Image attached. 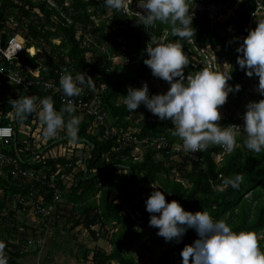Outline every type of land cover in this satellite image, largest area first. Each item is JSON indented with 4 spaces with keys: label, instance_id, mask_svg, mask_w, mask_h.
Returning a JSON list of instances; mask_svg holds the SVG:
<instances>
[{
    "label": "trees",
    "instance_id": "obj_1",
    "mask_svg": "<svg viewBox=\"0 0 264 264\" xmlns=\"http://www.w3.org/2000/svg\"><path fill=\"white\" fill-rule=\"evenodd\" d=\"M228 1L189 0L191 7L195 5L204 7L202 10L195 11L193 24L196 31L190 39H181L171 35L170 26L167 24L157 22L151 28L157 36L167 32V42L179 41L182 44L185 55L190 61V64L185 67V72L194 69V65H196V70L203 69L205 55L214 61V64L216 60H224L229 67L228 72L231 71L232 74L229 83L242 85L238 93H230L235 98L237 97L232 102V105L237 106L239 105L238 96L249 94L247 89L250 79L253 81V79L259 80V78L255 75L249 77L245 70L239 68L236 61L240 54L236 49L242 38L248 34V30L256 26L257 22L254 20L256 10L258 4L264 5V0H234L237 3L235 10L237 16L231 18L230 21L235 30L233 34L222 33L212 24V19L209 17V5ZM57 2L61 5L68 2L69 4L64 5L65 12L73 19L74 23L81 22L85 28L87 23L92 22L88 8L97 9L99 6L101 15L107 12L105 3L96 0H57ZM45 6L44 3L34 4L32 0H0V27L10 16H15L17 10L19 14L26 16L37 7L45 12L49 24L36 25L39 26V30L36 26H28L29 34L32 36V40L27 43L28 46L35 43L38 46L54 47L51 54L42 62L41 76L45 79H57L50 68L57 62H65L64 57L60 55L65 52L77 72L84 71L107 85V89L102 94V107L107 116V123L111 120V125L123 127L124 130L130 127L138 132L139 137L164 135L169 143L167 150L171 149V146L176 142L182 144L181 138L172 135L174 125L170 120L154 121L149 119L152 113L144 104L139 106L140 110L137 108L130 111L125 104L120 103L124 100L129 85L142 86L141 82L145 77H152L151 69L144 63L133 69L131 63L122 67L119 64H112L107 59L108 55L119 47L118 39L125 41L129 47L128 43L133 36V20L118 29L113 28L114 23L123 24L125 16L114 15L110 19L108 29H106L105 20H101L100 24L93 25L92 29L96 44L81 46L75 38L74 25L51 22L49 19L55 9H47ZM50 38H61V42L58 46L53 45ZM97 47H104V52L102 57L95 62L91 58H87L86 54L93 52ZM135 47L132 53L126 52L127 58H136L139 44ZM30 63L34 66L39 64L35 58H30ZM167 87H169L168 83ZM5 88L16 89L14 86L0 84V93ZM35 90L29 94L27 90L20 89L17 97L0 100V125H10L16 132L15 140L7 144H0V151L13 156L18 154L22 160L27 161L23 165L28 169L38 170L44 167V172L49 173L57 170V165L63 167L58 174L57 185L62 198L65 197L67 203L71 205L69 215L73 217V223L69 230L82 225L90 233L93 241L103 237L111 245L108 252L100 247L89 249L82 246L84 260H87L88 255L92 253L93 264H110L113 261L116 264H137L130 248L135 242L146 239L149 233L152 236H158L157 243L162 250L160 264H182L180 254L182 248L186 244L194 242L198 238V234L194 229L189 228L179 243L166 242L163 237L157 235V229L149 225L151 214L146 210L145 205L146 198L153 191L150 188L153 184H158L165 191L166 200L176 199L186 210L193 212L206 210L214 218L224 219L233 230L244 229L254 232L257 235L259 246L264 249V151L256 153L247 149L241 138H238V142L241 144L231 151L220 145H211L205 151H197L194 154L195 157L193 153H187L190 159L189 161L182 160L181 165L183 166L179 169L180 175L171 177L172 173H175L176 167L173 165L175 158L180 159L178 156L186 158L182 151L167 153V150L152 149L147 146L141 158L135 159L131 153V150L133 151L131 147L119 149L114 140L99 138L100 132L97 135L88 133L92 119L87 115L82 116L75 112L74 114L81 118L77 142H88L93 145L89 155L81 158L83 168L77 164L80 157L76 155L72 159L63 156L54 158L48 156L44 160L31 164L28 161L34 155H44L53 146L59 144L57 138H50L48 147L41 145L36 149L33 145L34 138L20 131L22 127L29 126L28 133L31 134L41 121L36 114L29 115L23 121H17L10 100L18 98L20 95H36L41 98L46 96L37 88ZM249 95L253 100L261 98L259 93ZM53 100L55 108L60 110L63 105L54 97ZM232 105L230 101H227L221 107L228 110ZM226 115L221 116L219 124L228 125L235 122L231 114ZM65 116L67 118L68 114L66 113ZM63 132L66 133L64 130ZM67 140L66 136L61 141L66 142ZM158 155H162L161 158ZM218 155L220 158L222 157L219 161L216 160ZM69 163L70 166H68ZM187 165L190 166L189 169H186ZM3 171L4 169L0 168V224L2 223V212L6 210L11 219H9L11 225L4 222L5 234L0 237H3L1 240L6 243L5 251L8 252V256L14 262L20 263L19 257L27 253L24 244L29 245L30 239L29 235L27 240L25 239L24 228L21 230L15 225V209H10V207L13 206L15 195L21 194L24 197L31 192L42 193L41 184L14 180L9 175L3 174ZM236 174L244 177L240 187L238 189L231 186L225 188L222 178ZM66 175L72 176V184L69 187L64 185L67 183L63 184ZM136 184L139 185L136 186ZM44 198L45 201L51 200V192H46ZM16 207L22 208L19 204ZM61 207L58 204L57 209L61 210ZM58 210L55 219L65 217ZM58 215L60 216L57 217ZM96 225H99L98 231L94 229ZM109 227L115 230L110 233ZM97 232L99 236H96ZM31 236H34V233ZM15 238H20L18 243ZM175 245L176 250L173 249ZM174 251L177 252L176 256Z\"/></svg>",
    "mask_w": 264,
    "mask_h": 264
},
{
    "label": "clouds",
    "instance_id": "obj_2",
    "mask_svg": "<svg viewBox=\"0 0 264 264\" xmlns=\"http://www.w3.org/2000/svg\"><path fill=\"white\" fill-rule=\"evenodd\" d=\"M104 3L107 8L123 10L128 0H104ZM136 5L140 11L135 22L145 29L159 22L169 25L173 36L181 39L194 36L195 12L189 0H136ZM144 51L148 54L144 64L154 76L167 81L169 87L166 92L150 94L147 82L142 86L129 85L124 95L128 110L134 111L144 104L160 120H170L174 125L172 135L181 138L186 153L205 151L211 145L231 151L241 128L246 133L244 146L256 153L264 151V19L257 20L256 26L248 30L236 49L240 54L236 61L239 68L249 77L259 78L256 90L261 96L247 102L242 126L218 123L220 106L227 102L230 93H238L242 88L240 83H229L231 71H213L205 67L185 77V67L190 61L179 41L164 42L151 36ZM59 85L68 98L80 96L85 89H96L91 75L84 71L73 75L67 69L62 73ZM10 103L17 121L36 114L44 125L45 137L55 138L64 130L73 142L79 140L81 118L74 114L76 105L71 99L60 110L55 108L51 96L20 95ZM243 180L242 175L236 174L223 177L222 183L225 188L238 189ZM153 189L145 205L151 214L149 225L157 229V235L166 242L179 243L189 228L198 234L194 242L182 248V264H264V249L259 246L254 232L233 230L224 219L214 218L206 210H186L178 200H166L165 191L157 185L153 184ZM5 249L6 243L0 240V264H9Z\"/></svg>",
    "mask_w": 264,
    "mask_h": 264
},
{
    "label": "built area",
    "instance_id": "obj_3",
    "mask_svg": "<svg viewBox=\"0 0 264 264\" xmlns=\"http://www.w3.org/2000/svg\"><path fill=\"white\" fill-rule=\"evenodd\" d=\"M34 4H41L44 3L47 9L53 8L55 11L50 16V21L57 24L62 23L74 25V28L76 29L75 38L80 43L81 46H87L88 44L95 43V37L92 34L93 25L98 26L101 22V20H105L106 22V29H108V26L110 24V19L112 17L117 16H125L124 23H114L113 28H123V26L128 23L129 21L133 20L134 23L133 27V36L131 37V40L129 41V47H127L125 41H120V45L117 48L118 52H121L122 57L119 55H115V50L113 53H110L107 57L108 61H111V63H115L114 61H118L122 67L124 65H127L131 63L132 68L136 69L141 63H144V58L148 55L144 49L147 45V43L150 41L151 36H155L160 40H163L164 42H167L168 40V33L164 32L161 36H157V34L152 30L151 27L144 28L143 25H139L135 22V17L138 15V11L140 9L137 8L136 0H128L127 6L123 10H115L107 8V12L104 15L100 14L99 6L96 8L90 7L88 8V12L91 13L90 21L87 23L86 28L83 23L81 22H75L73 19L69 17V15L64 10V5L69 4L68 2H64L63 5L59 4L57 0H32ZM99 2H104V0H96ZM28 5L26 8L28 9ZM264 10V5L258 4L257 10ZM33 12L29 15L19 14L18 10L15 13V16H10L8 20L0 27V84L5 86H14L16 89H10L14 92L11 94L12 97H17L19 95V90L24 89L27 90L29 94L37 90L44 92L46 96L54 97L57 101H59L63 106L67 102L68 99H71L75 105H76V112L79 113L82 116H89L92 119V125L88 129V133L92 135H97L99 133V138L101 139H112L114 140L116 146L118 148H125V147H131L133 151L131 150L132 155L135 159L141 158V155L143 154L145 148L147 146H150L152 149H164L167 150L169 148V143L167 138L164 135L160 136H146V137H139L138 132H136L132 128H128L126 130L123 129V127H116L114 125H111L107 123V116L106 113L103 111L102 107V94L107 89V85L105 83H102L98 79H95L93 77V80L96 85L95 91H92L90 89H85L83 93L80 96L75 97H65L62 89L59 85V80L64 72L65 69L70 71L73 75L78 73L75 70V67L72 63H70V60L68 56L64 53H60L62 57H64L65 62L64 63H58L53 64L50 68V70L53 71V73L57 76V79H45L41 76V72L43 69L42 62L45 60L47 56H49L52 52V48L49 45H43L38 46L35 43L34 45L28 46V42L32 40V36L29 34L28 26L32 25L35 27L39 24H47V17L44 11H41L38 7L32 10ZM257 13V12H256ZM101 15V16H100ZM49 24V23H48ZM49 26V25H48ZM39 30V26H36ZM53 45L58 46L61 42V38H50ZM139 44L138 53L136 58H127L126 52H131L135 50V46ZM111 46V44H109ZM34 49V53L31 52V49ZM98 48V47H97ZM104 50V47L102 48ZM56 55V54H54ZM87 58L90 57V52H87ZM30 58H35L37 62H39L38 66H34L32 63H30ZM213 61L205 55V61L204 66L210 67V64ZM117 64V63H115ZM204 67V68H205ZM218 69V68H217ZM213 70V69H210ZM199 70H196V72ZM195 72L191 73L194 74ZM188 75V74H187ZM186 75V77H187ZM158 84L159 82H163L167 85V81L158 78L152 74L151 77V83ZM257 86V85H254ZM4 90V89H3ZM5 90H9L5 88ZM167 91V90H166ZM11 92V91H10ZM124 101V100H123ZM122 101H120L121 103ZM138 110H140V107H138ZM11 114V113H9ZM151 117L149 119L154 121H161L157 116L151 114ZM42 124V123H41ZM236 125H243L241 122L232 123ZM40 123H38L34 129V131L30 134L28 133L30 130L29 126L22 127L20 129L21 132L27 134L28 136H31V138H34V148L38 149L41 145L49 146L48 141L46 144L40 143L36 136H34V132L39 127ZM100 127L102 130L100 131ZM10 130V131H9ZM243 131V128H241L238 132ZM16 132L14 127L10 125H0V144H7L10 141L15 140ZM66 133L61 130L58 133V136L54 139H60L63 140L66 138ZM179 140V139H178ZM62 147H64L65 151L68 152L70 155L69 159H72V157L75 155L76 149L84 150V152L79 155L80 159L77 162V164L81 165V168H83L82 164V157L89 155V152L91 149H93V145L88 142H73L69 137L66 142L59 141V144ZM116 148V147H113ZM51 151V150H50ZM49 151V152H50ZM182 151L185 156H187V153L183 150V145L179 142L174 143L171 146V149L167 150L166 152H179ZM49 152L44 153V155H34L31 160L28 162L33 164L37 161L44 160L48 158V156L52 157ZM194 155V154H193ZM162 156V155H161ZM196 155H194L195 157ZM60 157V156H59ZM65 157V155H64ZM54 158V157H52ZM67 158V156H66ZM222 157L220 158V160ZM27 161L22 160L18 154L15 156L9 155L5 152L0 151V168L4 169L3 174L6 176H10L12 179L17 181H26V182H36L41 184V192H31L28 196H22L21 194L14 196V202L13 205L14 208H16V212L18 209L27 210L31 213L32 216L37 218L38 220L47 221L51 220L52 218H55L58 204L62 200L61 191L58 188L57 180H58V174L63 169V167L57 165V170L53 172H44V167L38 170L34 169H28L23 164H26ZM71 164L69 163L68 166ZM71 179V175L64 176L63 184L66 185V187H69L72 183H68L65 179ZM43 189V190H42ZM51 192L52 199L49 201H45L44 194ZM22 206V208H17L16 205ZM13 208V206L10 207V209ZM60 214L62 213L61 210H58ZM8 217V212L6 210H3L2 212V222L7 223V225H11ZM11 220V219H10ZM97 227L95 230L98 231L99 225H96ZM94 227V228H95ZM23 230V228H21ZM96 236H99V233H96ZM29 243H33L32 239L29 238ZM38 244H42L43 242L38 239ZM7 256L8 252L5 251ZM9 257V256H8ZM9 264H20L17 262H14L9 257Z\"/></svg>",
    "mask_w": 264,
    "mask_h": 264
},
{
    "label": "rangeland",
    "instance_id": "obj_4",
    "mask_svg": "<svg viewBox=\"0 0 264 264\" xmlns=\"http://www.w3.org/2000/svg\"><path fill=\"white\" fill-rule=\"evenodd\" d=\"M203 8H204L203 5H195L193 7V10L195 12L196 10H202ZM208 8H209V17L212 19V24L214 26H216L222 33L228 32L230 34H233L235 30L232 28V23L230 21H231V18H234L237 16V14L235 12V10L237 8V3L234 0H229L226 3L211 4L208 6ZM256 12L258 14H256L254 17L255 22H257V20H259V19H264V10L259 9ZM103 52H104V50L102 48H96L93 52H90V54H92V55H90L89 58H91L92 61L96 62L98 59H100L102 57ZM115 55H119L122 57V54H121V52H118V49L115 50ZM114 62L117 64L119 63L117 60ZM224 63H225L224 60H220V61L216 60V63H215L216 64V71H221V72L228 71L229 67L226 63L225 64ZM191 73H192L191 71L186 70L185 77L187 74H191ZM144 82L148 83L149 90L151 91L150 92L151 94L157 93V92H166V90L168 89L167 85L163 82H159L158 84H155L153 82L151 83L150 77H145L142 80L141 84H143ZM250 83H251V85H250ZM254 85H255L254 82L250 79L249 88L247 89V92H249V94L259 93L256 90V86H254ZM11 94L12 93L9 90L4 89L1 91V97L3 99L11 98ZM249 94L248 95H239L238 96L239 105H237V106L232 105L233 100L236 99L237 97L235 98L232 94H230L228 96L229 99L227 101H230L232 106H229L228 110L226 108L222 109V107L220 106L221 116H227L226 114H228V115L231 114L234 117V120H235L234 123L240 122L239 121L240 119L242 120L241 123H244L242 116L246 110L245 106H246L248 101L253 100ZM9 95H10V97H9ZM122 104H124V101H122ZM110 122H111V120H109V124H110ZM43 128H44V125L40 123L39 127L34 132V136H36V139L40 143L46 144L47 140H49L50 138H47L44 136ZM245 136H246V133H244V131H240V132L236 133V146H239L241 144V142H238V138H241V140H244ZM59 141H61V140L59 139ZM83 152H84V150H81L80 148L76 149L75 155L79 156ZM49 154L52 157H59V156L64 157V155H65V157L67 156V158H70V155L68 154V152L65 151L64 147H62L61 145H58V144L56 146H53V148L51 149ZM158 157L161 158L160 155H158ZM178 157L180 159L175 158V161L173 162V165L176 168H175V173H172L171 177H178L180 175L179 169H180V167L183 166V165H181L182 160L189 161V159H190V157H188V156H185L186 158H184L182 156H178ZM216 160L217 161L220 160L219 155L216 157ZM185 167H186V169L190 168L189 165H187ZM65 180L68 183H70L72 181L69 178H67ZM138 185L139 184H136V186H138ZM156 185L159 187L158 184H156ZM150 188H151V190H154L153 185ZM59 204L62 206L61 211H62V213H64V215H66V217H63V218L59 217L60 220L58 221L56 226L54 225V222H53L54 218H52L51 221L50 220H47V221L38 220L37 218L32 216L30 212H28L27 210H23V209H18L16 212V216L19 217V219H17L18 224L24 223L27 227H33V225H35L36 228H39V225H42V228L40 229V231L42 229H44V232H43L44 238H42L41 240H45V242L42 241L43 242L41 244L42 248L43 249L48 248L49 253H51L52 257H53V254H56L57 252L64 254L66 256V259L64 260V261H66L65 264H77V262L83 263V264H92V262L88 263V261L90 262L89 258H87V260H84L83 256H81V253H82L81 250H83V249H81V247L82 246L86 247L87 244H90V246H91L90 249L94 248V246H98V247H102L103 249H107V251H110L111 245L107 239H105L103 237H99L98 245H97L94 243L95 241H93L90 233L86 229H83L81 226H79L78 228H80L82 230V233H84L81 236L79 235V238H81L82 241H79V242L73 244V240L70 237L72 235L76 234L77 229L75 227L72 231L67 230V228H69L68 226H70L72 224V220H73V217L70 216L68 213L70 210V205L65 200V197L62 198V200ZM14 206L15 205H13V208H11V209H15V211H16V208H14ZM2 223L0 224V236L5 234V233H3V231L5 232V229H4V226L2 225ZM96 228L97 227H95L94 229H96ZM109 228L111 229L110 233L115 230L112 227H109ZM30 230H31L30 228L27 230L26 229L24 230L26 232V236H25L26 240H27L28 235H29V238H31L33 242L35 239L36 240L40 239L37 237L39 235L38 234L39 232L38 233L36 232L34 236H31V234L33 232H31ZM1 239H3V237H0V240ZM19 240H20V238H17V239L15 238V241L17 243L19 242ZM157 240H158V236H152L148 233L146 239L139 240L131 246L130 251L133 254L137 264H160L162 250H161L160 246L158 245ZM91 243H93V244H91ZM53 244H57L61 248H56L55 245H53ZM79 244H81V245H79ZM27 245L28 244H24V246H25L24 248L27 249L28 248ZM30 245H32V244H29V246ZM69 246H71V247H69ZM173 249L176 250V245L173 247ZM73 250H75V253ZM43 255L48 256L46 251H44ZM174 255L175 256L177 255L176 251H174ZM35 256H36L35 254H32L31 257H33V260H35L34 259ZM20 261L22 263L27 262L26 258H23ZM32 264H33V262H32ZM110 264H116V263L113 261Z\"/></svg>",
    "mask_w": 264,
    "mask_h": 264
},
{
    "label": "crops",
    "instance_id": "obj_5",
    "mask_svg": "<svg viewBox=\"0 0 264 264\" xmlns=\"http://www.w3.org/2000/svg\"><path fill=\"white\" fill-rule=\"evenodd\" d=\"M9 91H11V93H13L14 91L13 90H9ZM9 97H10V95H9ZM11 97H12V95H11ZM7 99V98H6ZM0 100H5V99H3L2 97H1V93H0ZM70 207H71V205H70ZM67 213V212H66ZM69 213V212H68ZM15 214H16V211H15ZM62 215H64V213H61ZM60 215H58L57 217H59ZM65 217H66V215H64ZM17 219H19V217H17L16 216V226H17V228L18 229H21V228H24V229H31L30 231L31 232H33L34 233V235H35V233L37 232H39L38 234V238H40V240L42 239V238H44V229H42L41 231H40V229L42 228V225H39V228H36V226L35 225H33V227H27L24 223H20V224H18V221H17ZM57 219V220H56ZM54 218V225L56 226V224L58 223V221L60 220V218ZM51 221V220H50ZM69 223V222H68ZM72 223H73V221H72ZM3 226H4V228H5V225L4 224H2ZM72 225V224H71ZM70 225V226H71ZM70 226H68V227H70ZM79 226H81L83 229H85L82 225H78V226H76V229H77V231H76V234L75 235H72L70 238L73 240V244H75V243H77V242H79V241H82V239L81 238H79V235L81 236V235H83L84 233H82V230L80 229V228H78ZM67 230H69V228H67ZM73 230V229H72ZM72 230H69V231H72ZM41 232V233H40ZM3 233H5L4 231H3ZM82 233V234H81ZM41 236V237H40ZM99 240V239H98ZM98 240L97 241H95L94 243L95 244H97L98 245ZM38 241V239L36 240H34V243H30V244H32V245H27L28 246V248L25 250V252L27 251V253L26 254H24V255H21L20 257H19V262L20 263H22L20 260H22L23 258H26V260H27V262H25V263H22V264H32V262H33V264L35 263V264H65L66 263V261H64L65 259H66V256L64 255V254H62V253H60V252H57L56 254H53V257L51 256V253H49V250H48V248H42V246H41V244H38V243H36ZM41 241H43V242H45V240H41ZM91 244H93V243H91ZM53 245H55V247L56 248H61L60 246H58L57 244H53ZM79 245H81V244H79ZM69 247H71V246H69ZM95 247H98V246H94V248ZM86 248H91V246H90V244H87V246H86ZM100 248H102V247H100ZM82 249V248H81ZM93 249V248H92ZM103 249V248H102ZM105 251H107V249H104ZM44 251H46L47 252V255L48 256H44L43 254H44ZM74 251V253H75V250H73ZM72 251V252H73ZM77 252V251H76ZM108 252V251H107ZM32 254H35L36 256L34 257V259L35 260H33V257H31L32 256ZM82 254L83 253H81V256H82ZM91 257H92V253H90L89 255H88V258L90 259V262L88 261V263H91L92 262V260H91ZM84 259V258H83ZM77 264H83V263H79V262H77ZM92 264H93V262H92Z\"/></svg>",
    "mask_w": 264,
    "mask_h": 264
},
{
    "label": "bare ground",
    "instance_id": "obj_6",
    "mask_svg": "<svg viewBox=\"0 0 264 264\" xmlns=\"http://www.w3.org/2000/svg\"><path fill=\"white\" fill-rule=\"evenodd\" d=\"M31 52H32V53L35 52L33 48L31 49ZM202 60H204V59H202ZM204 61H205V60H204ZM204 61H203V62H204ZM203 62H202V63H203ZM203 64H204V63H203ZM193 68H194V69H191V70H190L192 73H193V72H196V65H194ZM207 68H208V67H207ZM209 69H213V71H216V64H214V61L210 64ZM258 81H259L258 79H253V82H254L255 85L258 84ZM71 183H72V182H71ZM20 264H21V263H20Z\"/></svg>",
    "mask_w": 264,
    "mask_h": 264
}]
</instances>
